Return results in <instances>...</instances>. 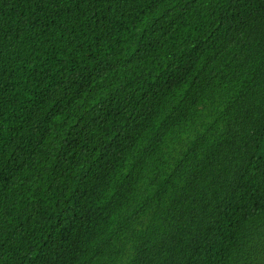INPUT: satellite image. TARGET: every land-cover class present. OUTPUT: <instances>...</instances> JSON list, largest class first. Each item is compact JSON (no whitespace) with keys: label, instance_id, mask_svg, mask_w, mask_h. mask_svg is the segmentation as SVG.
<instances>
[{"label":"trees","instance_id":"trees-1","mask_svg":"<svg viewBox=\"0 0 264 264\" xmlns=\"http://www.w3.org/2000/svg\"><path fill=\"white\" fill-rule=\"evenodd\" d=\"M0 264H264V0H0Z\"/></svg>","mask_w":264,"mask_h":264}]
</instances>
